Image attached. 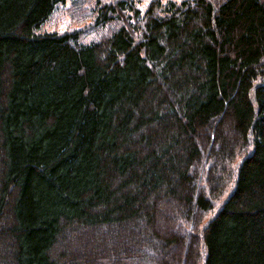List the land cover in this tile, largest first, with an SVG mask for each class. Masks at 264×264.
Instances as JSON below:
<instances>
[{"label":"trees","instance_id":"obj_1","mask_svg":"<svg viewBox=\"0 0 264 264\" xmlns=\"http://www.w3.org/2000/svg\"><path fill=\"white\" fill-rule=\"evenodd\" d=\"M65 3L0 0V264H264V0Z\"/></svg>","mask_w":264,"mask_h":264},{"label":"rangeland","instance_id":"obj_2","mask_svg":"<svg viewBox=\"0 0 264 264\" xmlns=\"http://www.w3.org/2000/svg\"><path fill=\"white\" fill-rule=\"evenodd\" d=\"M150 0H136V7L143 11ZM162 2L168 1V0H161ZM179 2L180 0H171ZM70 5V0H66V3L64 6H59L53 15L49 18L47 23L44 25L43 30L45 31H58L63 32L65 30H68L70 27L75 28H81L84 29L82 32L84 34L83 40L84 41H90L91 38H94L96 36V32L91 29L84 28L85 26H88V20L81 19L76 20V22L73 20V18L69 15V12L67 11V8Z\"/></svg>","mask_w":264,"mask_h":264}]
</instances>
